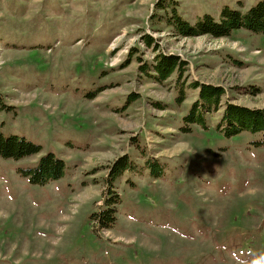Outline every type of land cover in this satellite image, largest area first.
<instances>
[{"label": "rangeland", "instance_id": "1", "mask_svg": "<svg viewBox=\"0 0 264 264\" xmlns=\"http://www.w3.org/2000/svg\"><path fill=\"white\" fill-rule=\"evenodd\" d=\"M158 1L0 0V135L41 148L0 157V264H264V133L218 128L226 102L264 108V35L174 37ZM176 1L196 24L264 0ZM159 52L226 90L207 129L183 131L197 91L142 73ZM49 154L64 175L31 183Z\"/></svg>", "mask_w": 264, "mask_h": 264}, {"label": "trees", "instance_id": "2", "mask_svg": "<svg viewBox=\"0 0 264 264\" xmlns=\"http://www.w3.org/2000/svg\"><path fill=\"white\" fill-rule=\"evenodd\" d=\"M179 3L176 0H159L156 9L164 11L165 25L172 30L174 37L198 38L203 36L212 39H227L235 31L245 30L255 35H264V1L259 2L246 12L233 10L225 7L220 20L210 15H205L196 24L189 23L178 13ZM148 47L157 46L155 40L150 36L144 37ZM158 48V47H157ZM158 49H156L157 51ZM155 51V52H156ZM143 74L152 78L156 83L163 85L176 76L174 88L179 92L176 102L181 105L187 98V90L197 91V99L191 105L188 114L183 118L185 124L184 132L191 131V126L198 125L204 129L208 128V118L217 113L226 96V90L222 86L203 84L199 81L189 83L187 76V63L177 55H167L159 52L151 64L140 66ZM133 100V99H132ZM157 109L164 110L163 105H155ZM227 127V136H235L243 131L253 134L264 133V108L250 109L226 102L221 116L219 129ZM41 148L18 136L4 137L0 135V157L5 159L21 160L39 154ZM127 157L116 160L110 169L109 179L119 175L126 167ZM65 171L63 161L49 154L42 157L36 168L25 172L30 182L36 185H45L50 181L59 180ZM112 193V192H111ZM116 201V198H115ZM113 212V211H112ZM102 215L109 226L114 221L113 213Z\"/></svg>", "mask_w": 264, "mask_h": 264}]
</instances>
